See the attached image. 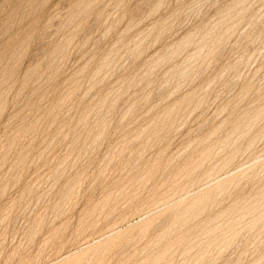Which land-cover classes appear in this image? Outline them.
I'll list each match as a JSON object with an SVG mask.
<instances>
[{
  "label": "rangeland",
  "instance_id": "obj_1",
  "mask_svg": "<svg viewBox=\"0 0 264 264\" xmlns=\"http://www.w3.org/2000/svg\"><path fill=\"white\" fill-rule=\"evenodd\" d=\"M0 264H264V0H0Z\"/></svg>",
  "mask_w": 264,
  "mask_h": 264
}]
</instances>
